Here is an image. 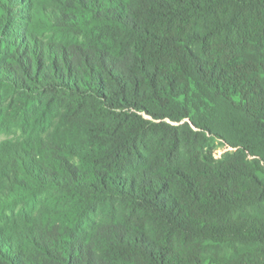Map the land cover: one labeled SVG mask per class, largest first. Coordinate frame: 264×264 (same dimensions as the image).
<instances>
[{"label":"trees","instance_id":"16d2710c","mask_svg":"<svg viewBox=\"0 0 264 264\" xmlns=\"http://www.w3.org/2000/svg\"><path fill=\"white\" fill-rule=\"evenodd\" d=\"M0 4V264H264V0Z\"/></svg>","mask_w":264,"mask_h":264},{"label":"rangeland","instance_id":"374dc122","mask_svg":"<svg viewBox=\"0 0 264 264\" xmlns=\"http://www.w3.org/2000/svg\"><path fill=\"white\" fill-rule=\"evenodd\" d=\"M1 1H3V3L6 2V0H1ZM11 4H13V3H9V5H11ZM10 7H12V6H10ZM23 10H24V8H22V5L20 3H18V1H16L15 4H14L13 10L8 11V15H12L13 17H15V15H23V14H26V13H23L22 12ZM26 10H27L28 13H31V8H30V10L27 8ZM0 11L3 12V9H2L1 6H0ZM25 19H26L25 16H18L17 17V22L24 21ZM15 21H16V19H15ZM220 152H221V150L219 151V153Z\"/></svg>","mask_w":264,"mask_h":264}]
</instances>
